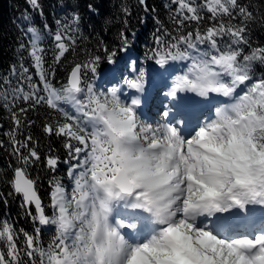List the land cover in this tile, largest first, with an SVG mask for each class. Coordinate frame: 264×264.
Here are the masks:
<instances>
[{
    "label": "snow or ice",
    "instance_id": "obj_1",
    "mask_svg": "<svg viewBox=\"0 0 264 264\" xmlns=\"http://www.w3.org/2000/svg\"><path fill=\"white\" fill-rule=\"evenodd\" d=\"M27 2L39 7L38 0ZM172 2L177 34L157 36L149 58L161 76H171L175 62L189 63L165 85L171 106L165 105L155 123L138 114L143 71L124 77L121 87L100 91L89 80V74L97 78L102 61L95 55L74 63L67 82L57 88L51 83L54 69L44 68L37 29L27 30L40 83L21 65L28 91L18 83L11 92L3 89L0 99L16 131L21 121L12 108L18 99L31 107L43 104L62 117L44 131L65 138L75 161L68 173L73 187L69 193L58 179L50 181L52 215L46 214L28 171L40 160L29 147L32 137L20 141L15 132L7 133L18 160L9 183L37 226L28 233L0 222V264H264V220H256V206L264 212V76H253V65H264V47L244 54L248 23L256 18L240 0ZM205 8L213 23L201 31ZM237 17L240 23L233 22ZM186 22L198 27L183 32ZM70 31L55 34L54 63L74 52ZM103 51V59L114 64L116 51ZM213 101L214 113L196 115L197 105ZM58 159L49 156L47 166L54 171ZM46 226L55 229L47 247L40 241ZM238 228L258 234L229 235Z\"/></svg>",
    "mask_w": 264,
    "mask_h": 264
},
{
    "label": "trees",
    "instance_id": "obj_2",
    "mask_svg": "<svg viewBox=\"0 0 264 264\" xmlns=\"http://www.w3.org/2000/svg\"><path fill=\"white\" fill-rule=\"evenodd\" d=\"M204 2L205 0H195L198 5ZM240 2L247 6L256 18L248 23L249 44L244 46V54H249L254 48L264 47V0ZM38 3L37 8L27 0H0V92L5 88L11 92L18 83H24L25 91H28L27 83L21 76V65L29 69L33 83H40L33 59L29 55L32 40V34L27 31L29 28L37 29L40 35L38 43L44 50V68L49 72L54 69L51 83L57 88L67 82L74 63H83L91 56L102 57L99 73L108 64L107 60L103 59L106 57L103 51L105 47L109 52L116 51L115 61L124 51V46L128 54L131 55L135 51L137 55L149 60L153 49L157 47V36H163L165 31L172 35L177 34V26L173 22L177 5L172 0H145L144 4L140 0H38ZM200 14L203 20L199 28L203 31L210 27L213 21L209 19L211 14L206 8L202 9ZM233 22L240 23L239 17ZM66 27H70L71 31L67 34L75 40L74 52L66 54L59 63H54V36L58 31L63 32ZM197 27L195 22H186L182 31H194ZM22 45L24 47H21ZM200 47L204 49L207 46ZM13 67L16 69L15 73ZM253 76H264V65L255 63ZM89 80L93 81L90 74ZM5 81H11V84H6ZM11 99L9 95V101ZM30 103L22 99L14 102L12 111L17 112L21 121V126L16 131L11 113L0 99V222L6 221L14 225L17 231L23 229L28 233H32L37 225L33 224L31 216L22 207V198L13 192L9 183L18 160L13 154V145L7 133L15 132L16 139L20 141L29 135L32 137L29 147L35 148L40 160L31 165L28 171L31 177L37 180V190L46 214L52 215L50 181L58 179L68 191L72 183L66 174L67 166L63 163L68 159L64 147L65 138L44 131L47 124H55L62 117L43 104L31 107ZM21 108L27 111L21 113ZM49 156L59 158L54 171L47 166ZM32 214H35L34 208ZM54 236L53 226L41 227L40 241L45 247ZM23 240L21 233L18 237L21 246Z\"/></svg>",
    "mask_w": 264,
    "mask_h": 264
},
{
    "label": "rangeland",
    "instance_id": "obj_3",
    "mask_svg": "<svg viewBox=\"0 0 264 264\" xmlns=\"http://www.w3.org/2000/svg\"><path fill=\"white\" fill-rule=\"evenodd\" d=\"M188 63L189 62H175L174 71H173L171 76L168 75L167 73H165L163 76H161L160 72L158 71V73L160 74L163 81H165V80L167 81L165 84H163V86H161L159 88V92H160L159 94L162 97L165 98L163 93L168 90V88L165 85L167 84L168 86H171V82L169 81V78L173 79L175 75L182 74L186 70ZM183 65H184V67H183ZM155 66L156 65H155L154 61H152V60L147 61V59H144L143 57L137 55L135 53V51L130 55V54H128V50H126V51H123L121 53L120 57L118 58L117 61H115L114 64L108 63L102 69V71L98 74L97 78H95L92 82H93V84L97 90L107 91L108 89H111L114 86L115 87H121L124 77L134 78L136 75H138V73L140 71H143L145 73V84H146L149 81L148 76L151 73V70L154 69ZM118 67H119V69H118ZM132 94H134V93H132ZM132 94H131V92L128 93V95H132ZM164 98L162 99V107L165 108V105H169V100H164ZM140 99H141V96H140ZM214 104L211 103V106L209 105L210 106L209 110L212 113L214 112V107H213ZM169 106H171V105H169ZM66 110H69L68 106H66ZM147 110L150 112H153V110L149 107L147 108ZM162 112L159 111V112L154 113L153 119L155 121L146 119L145 117H141V118L148 123H155L157 120H159L161 118ZM200 112L197 115H199ZM63 163H64V165L67 166L66 174L68 175L70 165L74 164L75 161H71L69 159V156H68V159L64 160ZM72 187H73V182L71 183L70 189L68 191L69 193L71 192ZM257 215H259V216L263 215L264 216V212L261 211L260 206H256V216ZM256 234H258V230H253V231L249 232L248 234L240 232V233H236L233 235H235L237 238H241L243 236H248L249 238H253L254 235H256Z\"/></svg>",
    "mask_w": 264,
    "mask_h": 264
},
{
    "label": "bare ground",
    "instance_id": "obj_4",
    "mask_svg": "<svg viewBox=\"0 0 264 264\" xmlns=\"http://www.w3.org/2000/svg\"><path fill=\"white\" fill-rule=\"evenodd\" d=\"M148 79H149V81L145 84V92L141 95V99H142L141 102H143V107H147V108L149 107L153 110V112H150L149 114L148 113L145 114L142 106H140V108L138 109V114L141 117H145L146 119L155 121L153 119L154 113L159 112V111L162 112L164 109L162 107V98L159 95V93H160L159 88L161 86H163V84H165L167 81L166 80L163 81V79L161 78L160 74L158 73V66L157 65L154 67V69L151 70V73L149 74ZM169 81L172 82V79L169 78ZM151 90H153V91H152L150 98H148V100H146V98H143V95H145V94H147L149 96V93L151 92ZM180 103L183 104L185 102L181 101ZM212 103L214 104L215 101H213ZM209 105L211 106V104H208V106ZM203 109H205V107ZM203 109H202V106L200 107V105H199V107L196 108V115L200 111H203L205 114H208L210 112L209 108H207L206 110H203ZM256 220H257V222H260L261 220H264V216L263 215H261V216L257 215ZM243 231L246 232L248 230H245L243 228H238L235 232L229 233V235L236 234L238 232H243ZM221 235H223V234H221Z\"/></svg>",
    "mask_w": 264,
    "mask_h": 264
},
{
    "label": "water",
    "instance_id": "obj_5",
    "mask_svg": "<svg viewBox=\"0 0 264 264\" xmlns=\"http://www.w3.org/2000/svg\"><path fill=\"white\" fill-rule=\"evenodd\" d=\"M72 69V68H71ZM71 71V70H70ZM70 73V72H69ZM42 200V199H41ZM34 208V207H33ZM35 209V208H34Z\"/></svg>",
    "mask_w": 264,
    "mask_h": 264
}]
</instances>
